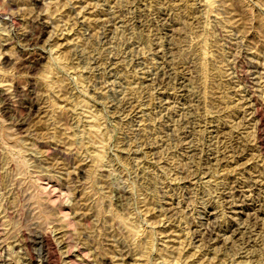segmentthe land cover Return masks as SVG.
I'll use <instances>...</instances> for the list:
<instances>
[{"label":"rangeland","instance_id":"rangeland-1","mask_svg":"<svg viewBox=\"0 0 264 264\" xmlns=\"http://www.w3.org/2000/svg\"><path fill=\"white\" fill-rule=\"evenodd\" d=\"M53 263L264 264V0H0V264Z\"/></svg>","mask_w":264,"mask_h":264},{"label":"bare ground","instance_id":"bare-ground-1","mask_svg":"<svg viewBox=\"0 0 264 264\" xmlns=\"http://www.w3.org/2000/svg\"><path fill=\"white\" fill-rule=\"evenodd\" d=\"M263 120V119H262ZM262 124V123H261ZM263 125V124H262ZM210 228V227H209ZM205 235V234H204ZM211 235V234H210ZM37 236V235H36ZM40 236V235H39ZM38 238V237H37ZM210 239V238H209ZM46 239H44L43 237H41V239H40V241L42 242V241H45ZM49 241V240H48ZM37 242V241H36ZM47 242V241H46ZM50 245V244H49ZM42 246V245H41ZM47 246V245H46ZM43 251V250H42ZM41 251V252H42ZM49 251V250H48ZM48 253V252H47ZM42 254V253H41ZM50 255H52V254H50ZM44 256V255H43ZM49 257V256H48ZM50 259V258H49ZM50 261V260H49ZM43 262V261H42ZM48 263V262H47ZM51 263V262H50ZM54 264V263H53Z\"/></svg>","mask_w":264,"mask_h":264}]
</instances>
